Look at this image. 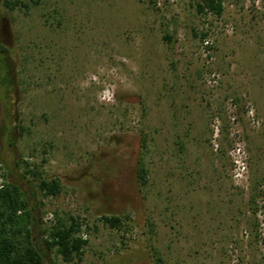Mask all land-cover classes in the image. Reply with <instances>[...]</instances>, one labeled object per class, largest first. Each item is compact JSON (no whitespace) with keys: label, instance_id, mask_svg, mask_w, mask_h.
<instances>
[{"label":"rangeland","instance_id":"obj_1","mask_svg":"<svg viewBox=\"0 0 264 264\" xmlns=\"http://www.w3.org/2000/svg\"><path fill=\"white\" fill-rule=\"evenodd\" d=\"M22 1L0 0V184L88 242L47 264H264V0Z\"/></svg>","mask_w":264,"mask_h":264},{"label":"trees","instance_id":"obj_2","mask_svg":"<svg viewBox=\"0 0 264 264\" xmlns=\"http://www.w3.org/2000/svg\"><path fill=\"white\" fill-rule=\"evenodd\" d=\"M222 3L223 0H201L198 10L200 13L208 10L220 16ZM3 5L9 11L17 7L28 9L22 0H3ZM53 13L47 17L53 18ZM147 144V136H144L142 149ZM143 158L140 155L137 161L136 183L140 191L150 185V172ZM40 181V190L46 197H56L61 193L62 186L57 179ZM101 221L119 230L125 223L118 216H103ZM81 225L75 217L68 215L65 219H58L54 227L41 230L21 189L15 184H4L0 188V264H47V252L50 251H55L66 263L82 261L88 242L80 235ZM154 257V264H165L159 250L154 249Z\"/></svg>","mask_w":264,"mask_h":264},{"label":"built area","instance_id":"obj_3","mask_svg":"<svg viewBox=\"0 0 264 264\" xmlns=\"http://www.w3.org/2000/svg\"><path fill=\"white\" fill-rule=\"evenodd\" d=\"M3 185L0 184V188H2Z\"/></svg>","mask_w":264,"mask_h":264}]
</instances>
